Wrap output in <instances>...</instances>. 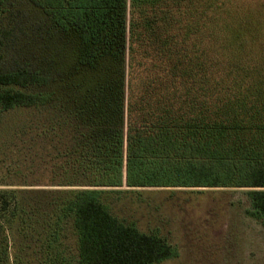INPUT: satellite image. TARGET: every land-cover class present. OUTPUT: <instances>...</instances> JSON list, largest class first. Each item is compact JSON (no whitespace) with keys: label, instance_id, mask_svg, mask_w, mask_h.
<instances>
[{"label":"trees","instance_id":"obj_1","mask_svg":"<svg viewBox=\"0 0 264 264\" xmlns=\"http://www.w3.org/2000/svg\"><path fill=\"white\" fill-rule=\"evenodd\" d=\"M247 1L0 0V127L62 132L76 188L52 204L81 264L178 255L112 212L122 188L248 187L264 223V9ZM22 202L0 188V228Z\"/></svg>","mask_w":264,"mask_h":264},{"label":"rangeland","instance_id":"obj_2","mask_svg":"<svg viewBox=\"0 0 264 264\" xmlns=\"http://www.w3.org/2000/svg\"><path fill=\"white\" fill-rule=\"evenodd\" d=\"M247 3L264 9V0ZM50 116L56 121L55 112ZM17 119L18 114L9 115L0 127V188L16 193L29 213L12 229L0 228V264H81L72 221L59 219L52 204L76 188V177L59 156L62 132L47 134L50 125L45 132L22 129ZM250 189L122 188L106 195V203L120 219L159 233L178 248L177 256L158 264H264V223L248 213ZM3 214L0 210L2 222Z\"/></svg>","mask_w":264,"mask_h":264}]
</instances>
